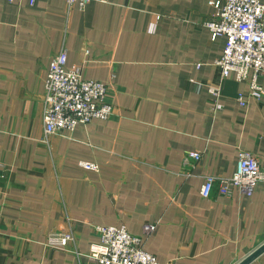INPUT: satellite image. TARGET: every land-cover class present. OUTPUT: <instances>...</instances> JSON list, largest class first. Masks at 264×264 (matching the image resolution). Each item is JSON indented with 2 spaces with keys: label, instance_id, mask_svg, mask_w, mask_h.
<instances>
[{
  "label": "crops",
  "instance_id": "0c3cea01",
  "mask_svg": "<svg viewBox=\"0 0 264 264\" xmlns=\"http://www.w3.org/2000/svg\"><path fill=\"white\" fill-rule=\"evenodd\" d=\"M212 12L208 0H0V264H92L97 225L142 236L161 264H236L264 242V183L200 194L241 149L264 169V92L249 97L230 72L212 110L225 44L203 24ZM62 47L67 68L106 84L113 111L46 134L44 82ZM188 150L202 153L190 175ZM67 231L74 241L48 246Z\"/></svg>",
  "mask_w": 264,
  "mask_h": 264
},
{
  "label": "built area",
  "instance_id": "2783aa9c",
  "mask_svg": "<svg viewBox=\"0 0 264 264\" xmlns=\"http://www.w3.org/2000/svg\"><path fill=\"white\" fill-rule=\"evenodd\" d=\"M35 0H30L34 3ZM92 0H66L68 6L83 8ZM213 8L204 26L212 39L224 36L222 54L214 64L218 68V77L207 85L212 97V110L222 109L218 101L221 95V82L230 72L234 79L247 86L249 97L259 100L263 88L259 78L264 74V1L263 0H208ZM85 54L88 53L86 50ZM67 53L62 47L49 63L44 82L43 126L46 134L72 132L78 124H85L94 118L106 119L113 111L112 104L106 99L107 86L104 82L83 76L82 67H66ZM199 65V64H198ZM201 86V85H200ZM241 106H246L247 99L241 92L236 94ZM198 150H188L182 158L186 174L201 159ZM86 168H96L93 163H81ZM215 183L218 193L230 195L237 189L250 196L257 183H264V169L251 152L238 151L235 172L228 177L208 175L201 186L200 194L208 197ZM154 225L146 224L147 234ZM97 241L91 243L86 256L92 264H161L142 247L143 237L131 234L123 226L97 225L94 227ZM74 241L71 231L52 232L47 236L48 246L64 247Z\"/></svg>",
  "mask_w": 264,
  "mask_h": 264
},
{
  "label": "water",
  "instance_id": "95a60500",
  "mask_svg": "<svg viewBox=\"0 0 264 264\" xmlns=\"http://www.w3.org/2000/svg\"><path fill=\"white\" fill-rule=\"evenodd\" d=\"M262 252H264V242L236 264H249L252 260H254Z\"/></svg>",
  "mask_w": 264,
  "mask_h": 264
}]
</instances>
